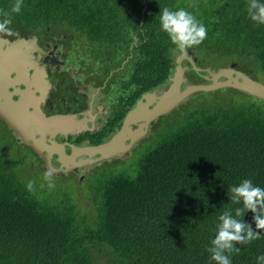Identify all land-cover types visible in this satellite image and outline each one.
I'll return each instance as SVG.
<instances>
[{
    "label": "trees",
    "instance_id": "trees-1",
    "mask_svg": "<svg viewBox=\"0 0 264 264\" xmlns=\"http://www.w3.org/2000/svg\"><path fill=\"white\" fill-rule=\"evenodd\" d=\"M248 2L23 0L9 27L31 30L69 19L95 38L102 19L115 12L123 29L135 30L138 42L131 51L130 43H121L120 51L123 61L131 55L123 77L135 71L132 93L141 98L168 86L180 52L160 30L165 7L185 9L206 26V38L192 47L198 67L235 64L264 83V25L250 20ZM14 3L0 0V10ZM203 95L157 124L134 174L101 171L83 205L80 189L71 195L54 177V188L38 181L46 172L39 157L0 123V264H215L207 248L218 217L228 209L235 215L240 206L231 203L228 189L244 179L264 188V102ZM253 215L246 211L237 219L255 230ZM258 231L259 239L236 245L241 250L230 256L231 264H257L264 255V230Z\"/></svg>",
    "mask_w": 264,
    "mask_h": 264
},
{
    "label": "flooded vegetation",
    "instance_id": "flooded-vegetation-1",
    "mask_svg": "<svg viewBox=\"0 0 264 264\" xmlns=\"http://www.w3.org/2000/svg\"><path fill=\"white\" fill-rule=\"evenodd\" d=\"M110 15L114 18L107 15V17L102 19L100 30L97 31L95 38L91 37L86 28L80 27V23L69 19L67 22L55 20L54 25L36 26L31 30L21 31L17 29L12 31L10 36L0 34L2 38L10 41H15L19 38L33 40V61L37 67H44L47 73V77L40 81L42 84L39 89L36 86H32L34 85L32 76L35 74L33 69L30 71L28 79L24 77L18 83L14 82V87H10V92L14 94V100H20V93L27 91L29 89L27 86H29L35 92L33 98L38 103V109L47 117L75 115L78 121L93 129V131H83L75 135H58L54 138L55 145L60 147V149L63 147L66 157L71 158V160L67 161L71 163L68 164L69 168L60 162L59 154L55 152L49 154L47 151H44L43 154H37L33 150L46 171L50 169H48L45 157L50 155L52 167L60 171V174L52 171L55 177L64 176L77 182H84L89 176V172L102 162L128 159L135 155L140 144L155 132L160 120L164 116L172 114L185 102L181 103L171 113L151 122L146 135L140 139L137 138L139 136V128L143 123L132 124L124 140L123 146L127 149L125 157L122 156L123 153H120L119 156L112 159L88 165L84 168H77V163L86 162V160L96 161L100 157L86 154L79 155L78 151L112 140L113 136L121 130L129 111L136 107L138 100L143 96L136 98L132 93L136 86L137 76L135 71H131L129 76L123 77L124 67L129 62L131 55L122 64L118 65L117 63V61L121 60V43H130L131 51L132 47L138 42L136 36L132 38L135 30L123 29L116 13L111 12ZM99 19H94V22ZM113 27L119 29L120 32L114 31ZM109 29H111L110 32H108ZM190 49L193 54L192 58L197 66L200 61L193 51L194 48ZM182 65L188 68L185 76L189 83L203 84L208 82L195 78L189 73L192 67L188 61H184ZM199 75L203 78L202 75L204 74L201 73ZM190 76L192 79L189 78ZM13 77L15 78L16 75ZM168 86L157 89L158 95L162 94ZM31 110H34V108ZM0 121V123L7 125L1 118ZM17 138L23 145L30 146L22 142L19 136ZM133 138L137 139V141H132ZM49 145L52 146L51 143ZM74 164L76 165L73 166Z\"/></svg>",
    "mask_w": 264,
    "mask_h": 264
},
{
    "label": "water",
    "instance_id": "water-1",
    "mask_svg": "<svg viewBox=\"0 0 264 264\" xmlns=\"http://www.w3.org/2000/svg\"><path fill=\"white\" fill-rule=\"evenodd\" d=\"M32 42L34 41L21 38L10 41L0 36V118L19 136L22 142L29 144L37 154H43L44 151L49 154L55 152L59 154L60 162L69 168L68 164L71 163L67 161L71 158L66 157L63 147L60 149L55 145L54 138L58 135H75L83 131H93V129L78 121L75 115L47 117L38 109V103L33 98L35 92L29 86H27L29 88L27 91L21 93L18 91L21 95V99L18 101L14 100V94L10 92V87L15 85L14 82L18 83L20 79L27 78L32 69L35 70V74L32 76L34 82L32 86H36L37 89L42 84L40 81L47 77L45 68L37 67L33 61L34 45ZM192 55L191 49L180 50L168 88L160 95H158V90L144 93L136 107L129 111L121 130L113 136L112 140L78 151L79 155L100 157L96 161L86 160V162L77 163V168H84L112 159L119 156L120 153H123L122 156L125 157L127 149L123 146L124 140L132 124L143 123L139 128L137 138L140 139L146 135L151 122L171 113L194 94L229 88L264 101V83L237 69L235 64L219 68L216 71L212 68L201 69L196 66ZM184 61H188L196 73H203V79L208 82L189 83L185 76L188 68L182 65ZM14 75H16L15 78ZM32 108L34 110H31ZM137 139L133 138L132 141L135 142ZM45 160L48 169L60 174L59 170L52 167L50 155L45 157Z\"/></svg>",
    "mask_w": 264,
    "mask_h": 264
},
{
    "label": "clouds",
    "instance_id": "clouds-1",
    "mask_svg": "<svg viewBox=\"0 0 264 264\" xmlns=\"http://www.w3.org/2000/svg\"><path fill=\"white\" fill-rule=\"evenodd\" d=\"M23 0H15L9 11L0 10V34L12 35L9 27L12 23V15L21 11ZM247 13L251 21L264 25V2L261 0H249ZM160 30L165 33L171 44L178 50L190 49L201 44L207 36V28L197 18L185 9L170 10L165 7L159 16ZM53 172L48 170L43 173V180L48 182L49 188H54L52 181ZM34 181H28L26 189L34 191ZM44 185L41 184V187ZM229 200L232 204L240 205L233 210L224 211L219 217L216 226L215 238L211 240L207 251L210 259L215 264H231L230 256L238 254L241 250L236 245L250 244L259 239L264 230V188L255 186L251 179H244L238 186L228 189ZM246 211H251L253 215V227L245 223L243 219ZM257 264H264V255L256 257Z\"/></svg>",
    "mask_w": 264,
    "mask_h": 264
},
{
    "label": "rangeland",
    "instance_id": "rangeland-1",
    "mask_svg": "<svg viewBox=\"0 0 264 264\" xmlns=\"http://www.w3.org/2000/svg\"><path fill=\"white\" fill-rule=\"evenodd\" d=\"M180 51V50H179ZM180 54V52H179ZM179 54L176 56H179ZM114 56V55H113ZM175 59V61H176ZM123 60H119L117 61L118 65L122 64ZM208 66L213 67H218V68H223L224 66H219L218 64L213 65V64H208ZM214 71L218 70V69H214ZM190 79H192V77H189ZM257 80V79H255ZM260 82V80H257ZM262 82V81H261ZM211 93V92H210ZM214 96H222L225 99H233V100H237L240 101V103H245L248 104L250 102H264L261 100L256 99L255 97L245 94L243 92L234 90V89H222V90H218V91H214L212 92ZM203 93H198V94H194L192 95L190 98H188L186 101V104H193L195 102H197L199 99L203 98ZM161 125L165 122V118L163 117L161 120ZM155 138V136H154ZM153 137L151 139H146L144 140L140 146L138 147L135 155L129 157L128 159H118V160H109V161H105L102 162L99 166L93 168L92 171L89 172V176L87 177V179L84 182H77L76 180L70 179L68 177H61V176H53L54 180L56 182L59 183L60 187H64L67 190H69L71 195H74L77 192V189L81 190V192L79 194L76 195V197L78 198V203L80 204H85V201H83V197H85L86 195L88 196V193H91L93 191L92 188V183L93 181H97L96 179L98 178V176L101 174V171H113L114 173H123L128 171L131 174H134L136 172V168H137V162L140 159V157L142 156V154L145 152V150L147 149V147L152 143ZM24 148V147H22ZM25 155L27 157H29V155L27 154V152H25ZM30 158V157H29ZM43 178H38V181H42ZM74 183L77 185L76 187H74Z\"/></svg>",
    "mask_w": 264,
    "mask_h": 264
},
{
    "label": "bare ground",
    "instance_id": "bare-ground-1",
    "mask_svg": "<svg viewBox=\"0 0 264 264\" xmlns=\"http://www.w3.org/2000/svg\"><path fill=\"white\" fill-rule=\"evenodd\" d=\"M119 10V9H118ZM128 10V9H127ZM224 33V32H223ZM139 84V83H138ZM146 85V84H145ZM239 139V138H238ZM154 158V157H153ZM159 167V166H158ZM103 177V176H102ZM164 179V178H163ZM152 203V202H151ZM147 242V241H146Z\"/></svg>",
    "mask_w": 264,
    "mask_h": 264
}]
</instances>
